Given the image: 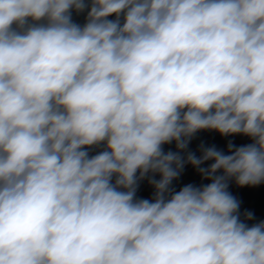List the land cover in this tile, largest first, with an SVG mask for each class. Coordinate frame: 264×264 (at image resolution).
I'll list each match as a JSON object with an SVG mask.
<instances>
[{"label":"clouds","instance_id":"clouds-1","mask_svg":"<svg viewBox=\"0 0 264 264\" xmlns=\"http://www.w3.org/2000/svg\"><path fill=\"white\" fill-rule=\"evenodd\" d=\"M232 182L264 184V0H0V264H264Z\"/></svg>","mask_w":264,"mask_h":264},{"label":"water","instance_id":"water-1","mask_svg":"<svg viewBox=\"0 0 264 264\" xmlns=\"http://www.w3.org/2000/svg\"><path fill=\"white\" fill-rule=\"evenodd\" d=\"M231 139L237 146L250 141L246 137H221L215 132H201L198 133L196 138L190 143V150L196 152L198 145L203 142L205 146L215 145L218 149L227 151V141ZM165 150H175L174 145H166ZM210 163V162H208ZM207 166V165H205ZM192 183L199 185L201 183H208V181H202L199 174L190 165L186 166L183 174L178 181H174L173 184L177 190L183 187L185 184ZM153 189L147 184L146 181L140 184L137 192L138 198L149 199L152 195ZM229 191L235 196L241 203V211H251L254 213L256 220H263L264 218V184L256 187H238L234 182L230 183Z\"/></svg>","mask_w":264,"mask_h":264},{"label":"rangeland","instance_id":"rangeland-1","mask_svg":"<svg viewBox=\"0 0 264 264\" xmlns=\"http://www.w3.org/2000/svg\"><path fill=\"white\" fill-rule=\"evenodd\" d=\"M263 220H264V218H263Z\"/></svg>","mask_w":264,"mask_h":264}]
</instances>
